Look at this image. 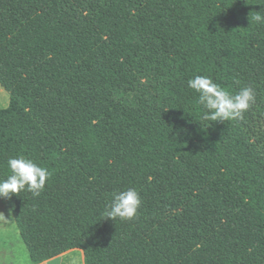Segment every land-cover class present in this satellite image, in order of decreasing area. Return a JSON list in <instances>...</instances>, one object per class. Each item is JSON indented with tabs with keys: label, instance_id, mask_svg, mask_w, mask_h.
Returning a JSON list of instances; mask_svg holds the SVG:
<instances>
[{
	"label": "trees",
	"instance_id": "trees-1",
	"mask_svg": "<svg viewBox=\"0 0 264 264\" xmlns=\"http://www.w3.org/2000/svg\"><path fill=\"white\" fill-rule=\"evenodd\" d=\"M264 0H0V180L23 156L50 176L4 199L33 264H264ZM255 103L204 119L187 81ZM136 189L133 219L104 217Z\"/></svg>",
	"mask_w": 264,
	"mask_h": 264
},
{
	"label": "clouds",
	"instance_id": "clouds-1",
	"mask_svg": "<svg viewBox=\"0 0 264 264\" xmlns=\"http://www.w3.org/2000/svg\"><path fill=\"white\" fill-rule=\"evenodd\" d=\"M256 21L264 20L259 12ZM188 87L198 94V103L205 109L204 119L226 121L242 119L243 114L255 103V92L251 86H244L238 92L232 93L214 82L211 77L195 75L187 81ZM8 167L11 175L0 180V198L10 199L27 188L34 196H39L44 189L50 173L45 167L23 156L9 158ZM141 197L134 188L114 192L106 206L104 217L122 220L133 219L141 206ZM0 217L5 220L4 213ZM72 264H77L74 258Z\"/></svg>",
	"mask_w": 264,
	"mask_h": 264
},
{
	"label": "crops",
	"instance_id": "crops-1",
	"mask_svg": "<svg viewBox=\"0 0 264 264\" xmlns=\"http://www.w3.org/2000/svg\"><path fill=\"white\" fill-rule=\"evenodd\" d=\"M8 103H9V95H8V93L0 85V107L1 108H3V107L5 108L8 105ZM5 204L3 202H0L1 209H7L6 208L7 204H6V206H4ZM5 211H7V210H5ZM8 222H9V220H7V223ZM5 229H6V227H3V230H5ZM6 251H7V253L8 252L11 253V258H12L13 264H16V260L17 259L14 258L15 257L14 244L11 243L8 240V236H0V253L6 252ZM0 256H2V254ZM28 258H29V256H28ZM74 258L76 259L77 264H84V256H83V253H82V251L77 250V249L67 251V252L63 253L62 255L57 256V257H55L53 259H50V260H48V261H46V262H44L42 264H69V263L72 264V261H73ZM8 261H10V260H8ZM0 264H5L2 261L1 257H0ZM17 264H33V263L30 261V259H28V261L27 260L26 261L23 260L22 262L17 263Z\"/></svg>",
	"mask_w": 264,
	"mask_h": 264
},
{
	"label": "rangeland",
	"instance_id": "rangeland-1",
	"mask_svg": "<svg viewBox=\"0 0 264 264\" xmlns=\"http://www.w3.org/2000/svg\"><path fill=\"white\" fill-rule=\"evenodd\" d=\"M8 105H9V103H8ZM8 105L5 108L0 107V109H6L8 107ZM0 202H3L5 204L3 198H0ZM4 206H6V204ZM6 208L7 209H1V207H0V212H3L5 218H7L9 220V222L7 223V220L0 217V236H8V240L14 244V250H15V257L14 258L17 259L16 264L22 262L23 260L28 261V259H29L28 253H27V250H26L22 240L20 239L19 232H18V229L16 227L15 221H14V219L11 215V212L9 211L7 206H6ZM5 210H7V211H5ZM3 227H6V229L3 230ZM1 254H2V256H0V257L5 264H13L10 252L7 253V251H6V252L0 253V255ZM8 260H10V261H8ZM69 264H71V263H69Z\"/></svg>",
	"mask_w": 264,
	"mask_h": 264
}]
</instances>
